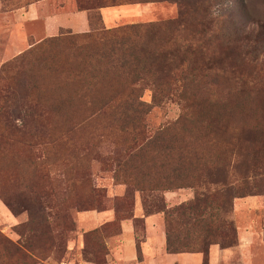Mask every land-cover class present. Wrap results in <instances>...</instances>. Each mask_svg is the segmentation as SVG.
I'll return each mask as SVG.
<instances>
[{"label": "rangeland", "instance_id": "1", "mask_svg": "<svg viewBox=\"0 0 264 264\" xmlns=\"http://www.w3.org/2000/svg\"><path fill=\"white\" fill-rule=\"evenodd\" d=\"M39 1L4 0V9ZM215 1L75 0L77 10L78 3L122 10L115 27H141L122 32L120 44L109 35L97 44L65 34L43 44L29 39L7 58L0 34V264H136L125 259V224L134 228L140 263L148 264L140 255L145 215L154 205L172 209L213 190L206 173L192 186L199 173L184 161L190 152L225 151L243 153L258 177L252 195L236 199L224 216L237 243L221 264H264V0H244L245 7L224 0V13L213 15ZM239 91L259 109V122L187 149L176 121L217 107L197 95L218 100ZM168 179L187 185L165 190ZM167 193L177 196L173 203ZM151 211L166 232L164 214ZM98 213L109 217L101 221ZM246 228L254 241L243 253ZM187 254L191 264H212L210 249Z\"/></svg>", "mask_w": 264, "mask_h": 264}, {"label": "trees", "instance_id": "2", "mask_svg": "<svg viewBox=\"0 0 264 264\" xmlns=\"http://www.w3.org/2000/svg\"><path fill=\"white\" fill-rule=\"evenodd\" d=\"M240 1L241 7H245L244 0ZM224 2V0H216L214 5L210 6V10L212 9L213 11L212 14L217 11L219 15H222L225 9ZM78 6L79 11L88 12L90 31L85 34L75 35L69 31H62L59 36L47 38L41 44L46 41H61L64 39L65 34L81 36L86 41L94 40L97 44L104 42L100 39H104L105 35H109L114 40L112 42L120 44L122 42L120 37L122 32L141 28L138 26H126L106 29L105 26H101L102 23L104 24L101 10L110 6H100L97 12L95 11L96 8L92 6L83 7L79 3ZM244 13L246 14L245 10ZM245 17L247 18V16ZM152 28L153 26L148 32H153ZM41 44H38V46ZM142 52L147 54L149 51L146 47H142ZM210 67L209 64H206L204 69H210ZM202 85L203 80L198 81V88H204V85ZM197 96L198 100L203 104L212 105L214 101L217 107L212 110L209 108L206 111L189 112L188 115H182L176 121L175 126L179 127V130L183 133L187 142V149L189 147L194 148L201 142L206 141L218 143L225 137L231 126L236 124L245 126L251 122H259V109L254 105L248 106L240 91L232 94L231 97L218 100H214L209 95L199 94ZM225 139L227 140L228 137ZM196 153L190 152V155L187 154L189 158H185L184 161L189 163L195 174L199 173V175L192 177L193 183L190 184L194 186L196 181L203 177L201 174L206 173L205 180H209V185L214 187L213 190L209 191L206 189L204 193L196 194V198L192 202L172 209L167 207H158V209L156 208L157 205L151 207V210L156 209V211L162 212L166 217V251L169 254L202 253L205 256L213 245H219L221 249L235 246L237 243L235 238L236 230L233 227V223L224 216H228L231 213L236 199L252 195V192H250L252 184L254 188L257 186L256 182H251L258 177L255 164H249L248 161H245L243 153H241L242 156L238 152L229 156V151H225L209 157L198 156ZM236 162H239L237 167L234 165ZM176 181L165 180L162 183L164 185L163 189L170 190L173 187L181 188L187 185L186 182L177 183ZM151 210L148 211L145 217L154 215ZM204 230L208 234L204 238L199 239L198 235Z\"/></svg>", "mask_w": 264, "mask_h": 264}, {"label": "crops", "instance_id": "3", "mask_svg": "<svg viewBox=\"0 0 264 264\" xmlns=\"http://www.w3.org/2000/svg\"><path fill=\"white\" fill-rule=\"evenodd\" d=\"M121 11L115 8H104L101 10L104 25L107 29L116 26V23H113L112 20H115L117 15L121 16ZM125 12L130 13L132 11L126 10ZM122 16L125 17L126 15ZM62 31H69L73 34H85L90 31L88 12L77 10L75 0H42L14 11H5L4 0H0V34L5 40V57L19 55L29 39L40 42L47 38L57 37ZM174 195L173 193L166 194V199L169 204L175 201L177 196ZM243 201L247 200L236 202L235 211H238L239 203ZM250 205L249 209L253 210L252 204ZM256 207L257 211L260 210V207ZM97 215L101 221H105L109 217V213H98ZM145 225L147 237L140 251V255L145 262L148 264H165L166 261L165 263L162 261L159 263L157 261V259H165L167 262L172 263L191 264L195 261L192 254H169L166 251V234L162 217L159 215L145 217ZM124 230L123 250L126 261H136V264H143L138 259L139 252L134 228L125 224ZM240 241L241 244L238 248L243 253L244 251L250 252L248 250L252 248L254 241L253 231L248 228L244 231L240 230ZM231 253V249H221L213 245L210 248L212 264L227 263Z\"/></svg>", "mask_w": 264, "mask_h": 264}]
</instances>
